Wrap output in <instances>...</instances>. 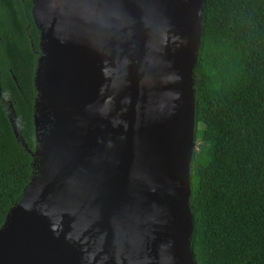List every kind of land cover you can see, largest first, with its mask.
<instances>
[{"label":"water","instance_id":"water-1","mask_svg":"<svg viewBox=\"0 0 264 264\" xmlns=\"http://www.w3.org/2000/svg\"><path fill=\"white\" fill-rule=\"evenodd\" d=\"M202 8L33 0L42 169L0 227V264H196L192 70Z\"/></svg>","mask_w":264,"mask_h":264},{"label":"trees","instance_id":"trees-1","mask_svg":"<svg viewBox=\"0 0 264 264\" xmlns=\"http://www.w3.org/2000/svg\"><path fill=\"white\" fill-rule=\"evenodd\" d=\"M32 7L33 0H0V227L42 169L33 154L41 50ZM200 22L195 137H212L190 164L193 258L264 264V0H203Z\"/></svg>","mask_w":264,"mask_h":264},{"label":"rangeland","instance_id":"rangeland-1","mask_svg":"<svg viewBox=\"0 0 264 264\" xmlns=\"http://www.w3.org/2000/svg\"><path fill=\"white\" fill-rule=\"evenodd\" d=\"M40 29V28H39ZM199 127H201V129L203 128V126L199 125ZM202 131V130H201ZM212 134L209 132H200V135L198 138L195 137V142H194V151L196 150H200L201 148L204 149L206 142L211 139Z\"/></svg>","mask_w":264,"mask_h":264},{"label":"flooded vegetation","instance_id":"flooded-vegetation-1","mask_svg":"<svg viewBox=\"0 0 264 264\" xmlns=\"http://www.w3.org/2000/svg\"><path fill=\"white\" fill-rule=\"evenodd\" d=\"M39 28V27H38Z\"/></svg>","mask_w":264,"mask_h":264}]
</instances>
